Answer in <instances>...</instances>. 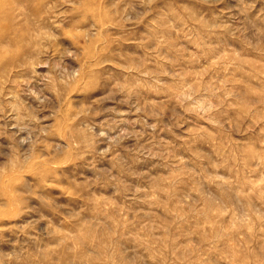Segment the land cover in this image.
Segmentation results:
<instances>
[{"label":"rangeland","instance_id":"rangeland-1","mask_svg":"<svg viewBox=\"0 0 264 264\" xmlns=\"http://www.w3.org/2000/svg\"><path fill=\"white\" fill-rule=\"evenodd\" d=\"M0 35V264H264V0H0Z\"/></svg>","mask_w":264,"mask_h":264},{"label":"bare ground","instance_id":"bare-ground-1","mask_svg":"<svg viewBox=\"0 0 264 264\" xmlns=\"http://www.w3.org/2000/svg\"><path fill=\"white\" fill-rule=\"evenodd\" d=\"M11 42H7L3 37L0 35V61L2 58H5V54H7V48L10 46ZM5 83V82H3ZM2 85L1 83V78H0V86ZM2 88V87H1ZM4 89V88H3ZM1 92V91H0Z\"/></svg>","mask_w":264,"mask_h":264}]
</instances>
